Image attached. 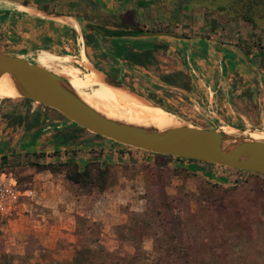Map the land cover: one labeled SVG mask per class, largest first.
Wrapping results in <instances>:
<instances>
[{"label":"rangeland","instance_id":"obj_1","mask_svg":"<svg viewBox=\"0 0 264 264\" xmlns=\"http://www.w3.org/2000/svg\"><path fill=\"white\" fill-rule=\"evenodd\" d=\"M154 1L155 7L159 0ZM261 1L255 4L252 0H174L172 5H178L179 11L185 6L177 22L191 38L185 44L179 38H134L122 39L125 44L111 45L106 39L101 44L114 51L101 55L93 48L86 50L87 44L82 38L86 59H80L76 39L68 42L70 52L43 50L39 55L48 51L57 56L70 55L71 64L80 69L79 76L87 84L86 91L106 88V84L94 82L93 66L142 97L151 98V102L161 101L164 109L181 120L210 128L225 127V130L251 129L254 132L249 135L256 134L255 130L264 131V68L260 66L264 60L256 53L243 55L241 50L250 49L259 38L264 44V0ZM95 7L96 13L92 10L91 16L95 20L112 25L125 23L113 16L104 18L99 6ZM212 19L216 20L214 32L209 28ZM159 22L157 28L167 23ZM203 35L209 37L202 39ZM153 41L165 43L167 49L155 52L156 63L149 68H131L122 62V56H117V50L123 51L126 44L141 49ZM251 52H255L254 47ZM34 59L39 62L38 56ZM190 68L198 74L191 75L190 91L159 79L162 73L181 69L189 74ZM22 106L24 111H8ZM32 108L23 99H0V138L6 137L9 141V136L11 139L20 135L22 129L16 128L32 117ZM5 114H20L23 121ZM41 114L45 115V110ZM7 146L0 144V152ZM25 153L21 150L18 156L13 150L10 164L3 169L15 177L20 188L33 187V174L38 172L28 163L35 158ZM117 170L121 168L110 167L109 183L117 181ZM210 173L212 177L207 180L218 182L217 187L196 181L193 189L187 187L188 191L168 193L161 186L144 194L146 203L129 213L127 223L114 226L117 242L111 237V240L102 238L101 225L87 219L86 224L77 222L73 236L54 234L49 241H42L31 220L24 217L26 214L31 219L39 216L38 209L25 211L20 206L18 214L10 219L0 218V255H10L13 264H63L71 261L79 248H89L87 259L93 264H264V177L219 166ZM76 188L78 193L92 190ZM162 190L166 193H161ZM30 201L24 199L25 203ZM132 213L138 217L130 219ZM93 223L96 225L92 226Z\"/></svg>","mask_w":264,"mask_h":264},{"label":"crops","instance_id":"obj_2","mask_svg":"<svg viewBox=\"0 0 264 264\" xmlns=\"http://www.w3.org/2000/svg\"><path fill=\"white\" fill-rule=\"evenodd\" d=\"M173 1L159 0L158 5L154 7V0H0V45L4 42L12 45V48L0 49V51H16L23 54L36 52L34 56L38 57L43 50H54L55 53L62 50L70 52L68 42L77 40L75 26L68 20L46 16L41 11L66 14L78 19H85L83 14H87V20L114 27L112 24H104V21L91 17L96 13L97 7L93 6L95 2L100 8V15H104L106 19L113 16L116 20L124 21L128 26L140 25L155 29L161 20L167 21L165 26L179 25L177 24L179 15L183 13L185 6L179 11L178 5L176 7L172 5ZM92 10L95 11L92 13ZM103 40L106 42L102 36L96 38L98 46H87L86 50L93 48L95 53L101 55L103 52L112 53L114 50L107 49L101 44ZM120 40L122 39L110 38L107 41L111 45L127 43ZM172 40L170 41L173 44ZM189 40L191 38L187 36L186 39H180V42L185 44ZM86 50L84 48L85 57ZM116 53L118 57L122 56L120 48ZM105 59L110 61L108 57ZM28 103L33 105L32 117L37 112L44 111V106ZM24 109L25 107L22 106L8 111L16 113ZM46 113L48 112L45 111V115L41 114L40 124L37 126L25 129L23 123L21 127L16 128L22 129L20 135L11 139L9 136V141L6 137L0 138L1 146L8 147L9 144V148H6L9 151L5 149L0 154L9 153L10 156L13 150L16 153H20L21 150L26 152L44 150L47 153L59 150L60 155L47 156L44 161H66L74 158L83 165L91 156L88 150L95 148L101 149L98 158L101 163H109L111 166L120 167L121 170H117L115 176L117 181H111L107 189L103 191L92 189L86 193H78L77 186L65 180L62 173L53 174L47 170L35 172L32 179L36 197L20 208L25 211L38 209L39 216L31 219V215L26 214L24 217L31 220L32 226L37 230V237L40 236L39 239L42 241H49L54 234L73 236L77 225L76 218L82 216L88 221L101 225L102 238L111 240V237L117 242L118 233L114 226L127 223L129 213L138 210L140 204L146 203L144 194L159 185L168 193H176L181 189L188 191L187 187L193 189L196 182L195 177L190 173L209 179L212 177L211 170L218 167L215 164L210 166L200 162L157 157L144 150H124L121 146H114L111 140L95 137L87 130L75 131V139L63 140L62 135L56 132L71 131L76 125L67 119ZM34 131H36L35 135L32 136L31 133ZM71 149H75L76 152L72 154ZM173 168L180 170L181 173H174Z\"/></svg>","mask_w":264,"mask_h":264},{"label":"water","instance_id":"obj_3","mask_svg":"<svg viewBox=\"0 0 264 264\" xmlns=\"http://www.w3.org/2000/svg\"><path fill=\"white\" fill-rule=\"evenodd\" d=\"M41 13L63 18L75 26L81 60L83 56L86 59L82 39L83 30L95 32L102 37L117 39L187 38L168 30L116 28L66 14L46 11ZM35 53L0 51V77L7 74L17 91L16 97L2 99H28L30 102L54 109L85 130L121 146L264 174V137H251L249 132L254 130L230 127L233 132H227L225 127L210 128L181 120L175 113L173 114L176 123L162 129L109 116L105 113L104 107L99 105L95 108L87 103L64 75L37 62L34 59ZM92 68V71L96 73V76L93 74L94 82L128 91L156 106L121 81L100 73L93 66ZM83 83L85 89V81ZM260 132L264 133V131Z\"/></svg>","mask_w":264,"mask_h":264},{"label":"trees","instance_id":"obj_4","mask_svg":"<svg viewBox=\"0 0 264 264\" xmlns=\"http://www.w3.org/2000/svg\"><path fill=\"white\" fill-rule=\"evenodd\" d=\"M253 2H255V4H257V2L262 3L261 0H252ZM83 18L88 19V15L87 14H83ZM104 23V22H103ZM104 24H108V23H104ZM114 27L117 28H131V29H143L146 28L145 26H140V25H134V26H128L125 24H117V25H113ZM185 27L184 26H179V25H166L164 27H159V28H155V30H168V31H173L176 32L184 37H187V33L183 31ZM211 31H215L216 30V20L212 19L211 21V26L209 27ZM82 36L83 39L85 41V43L87 44V46H93V47H97L98 46V42H96V38L101 37L99 34L95 33V32H91V31H87V30H83L82 31ZM194 37V35H192ZM203 38H208L209 36H200ZM104 39H110L107 37H102ZM255 48V52H251L252 48ZM12 48L11 44H3L0 45V49L2 50H7V49ZM167 49V45L165 43H160V42H151L149 45L145 46L144 48L141 49H136L134 48V45L132 44H126L124 45L123 51H122V60L125 62V64L129 67H137L139 69H146L149 68L150 66L155 65L156 63V56H155V52L159 51V50H166ZM241 52L243 53V55H250V54H258L260 56V59L264 60V44L261 41V38H259L258 42H255L252 44V46L250 47V49H242ZM248 63L252 64L251 59H248ZM262 68H264V63L262 65H260ZM237 73V72H236ZM238 74V73H237ZM191 73L189 72V74L181 69V70H176L174 72L171 73H162L159 76V79L161 82L169 84V85H173L175 87H178L180 89H183L185 91H190L192 88V78H191ZM263 90H264V79H263ZM246 98H249L246 97ZM151 98H149L150 100ZM23 101L25 102H30V100L28 99H23ZM155 104L159 105V106H163L161 101H155ZM44 110L48 113H51L59 118H63L66 119L62 114H60L59 112L55 111L54 109L48 108V107H44ZM47 114V113H46ZM5 115H11L10 117H16L18 119L19 122L23 121V116H21L20 114H5ZM40 113H36L30 120L28 118H24L25 119V127L26 128H31V127H35L38 125V122L40 120ZM28 119V120H27ZM75 124V123H74ZM75 128L71 131L68 130H59L58 132H56L59 135H62L63 140H69V139H75L76 138V132H83L86 131L84 128L80 127L79 125L75 124ZM95 137L98 138H104L98 134H93ZM112 144H114V146H121L119 144H116L114 142H112ZM124 150H139V149H135V148H130V147H126V146H121ZM89 153H91V156L88 158L87 162L83 165L79 164V162L76 159H68L66 161H44V159L49 156H58L60 155V151L59 150H55L52 152H45L44 150H39V151H33V152H26V155H32L35 160L34 161H28V163L30 164V166L34 167L37 171H43V170H48L53 174H57V173H62L63 177L65 180L69 181L71 184L78 186V187H82V188H88V189H96L98 191H103L105 189H107V187L109 186V180H110V167L111 164L109 163H101L100 160H98L99 156L101 155V149H95V148H91L88 150ZM68 152V151H65ZM70 152L72 154H74L76 152L75 149H71ZM152 153V152H151ZM153 155L157 156V157H166V158H175L177 160H188V161H192V162H200V163H204L210 166H213L214 164L212 163H208V162H203V161H199V160H194V159H189V158H184V157H175L172 155H163V154H156V153H152ZM16 155L20 156L21 154L16 153ZM10 156L6 155V154H2L0 156V173L3 172V169H5V167L8 165V163L10 164ZM43 159V161H39ZM219 166V165H217ZM222 167V166H221ZM225 169H229V171H233V172H243L246 173L248 175H255V176H261L264 177L263 174L261 173H256V172H249V171H241L238 169H233V168H227V167H222ZM172 171L174 173H181L180 170L173 168ZM192 177H195L196 181H204L206 183H209L210 185H212V187H217L218 182H213L210 180H207V178H204L202 176L197 177L195 174H191ZM161 187V185L156 186V188ZM163 187V186H162ZM163 189V188H162ZM161 193H166L163 190L161 191ZM133 215H131L130 219L132 218V216L138 217V215L136 213H132ZM77 222L82 223V224H86V219L81 218V217H77L76 218ZM96 225L95 223L92 224ZM92 229V227H91ZM90 251L89 248H79L75 254V256L72 258L71 261L63 263V264H93L91 262H88L89 260L87 259V253ZM99 252L102 251V248H99L98 250ZM0 264H13L12 263V259L10 257V255L8 256V254L6 253H2L0 255ZM44 264H62L59 262H53V263H44Z\"/></svg>","mask_w":264,"mask_h":264},{"label":"bare ground","instance_id":"obj_5","mask_svg":"<svg viewBox=\"0 0 264 264\" xmlns=\"http://www.w3.org/2000/svg\"><path fill=\"white\" fill-rule=\"evenodd\" d=\"M70 58L68 55L57 56L48 51L46 54L39 56V63L64 75L81 97L93 107L98 108L100 104L105 105V113L109 116L117 117L131 123L154 126L159 129L172 126L176 123L175 116L162 106L157 104L156 106H153L149 102L128 91L110 87L108 88L107 86L106 88L100 90L93 89L86 91L84 89V83L79 76L80 69L71 64ZM91 73L96 76L94 71ZM16 96L17 91L13 87L8 75H2L0 77V98H14ZM105 100H108V103L105 102ZM116 109L118 110L116 111ZM225 131L233 132V130ZM255 133L256 134H250V136L253 138L264 137L263 132L256 131Z\"/></svg>","mask_w":264,"mask_h":264},{"label":"built area","instance_id":"obj_6","mask_svg":"<svg viewBox=\"0 0 264 264\" xmlns=\"http://www.w3.org/2000/svg\"><path fill=\"white\" fill-rule=\"evenodd\" d=\"M190 73L198 76L193 68H190ZM35 197L34 187L20 188L10 172L0 174V218L10 219L18 214L20 206L25 204L24 199L33 200Z\"/></svg>","mask_w":264,"mask_h":264},{"label":"flooded vegetation","instance_id":"obj_7","mask_svg":"<svg viewBox=\"0 0 264 264\" xmlns=\"http://www.w3.org/2000/svg\"><path fill=\"white\" fill-rule=\"evenodd\" d=\"M93 6H98V4L94 2V3H93Z\"/></svg>","mask_w":264,"mask_h":264}]
</instances>
